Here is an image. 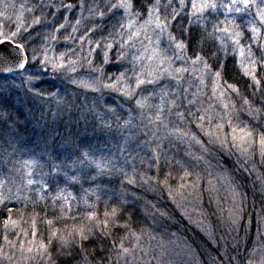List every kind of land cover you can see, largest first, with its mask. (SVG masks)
<instances>
[{"label": "snow or ice", "instance_id": "snow-or-ice-1", "mask_svg": "<svg viewBox=\"0 0 264 264\" xmlns=\"http://www.w3.org/2000/svg\"><path fill=\"white\" fill-rule=\"evenodd\" d=\"M3 8L0 264H16L17 252L24 264L77 256L75 264H150L151 225L137 215L130 186L155 180L170 198L169 181L195 190L209 145L235 149L245 163L258 152L264 163V0H20L18 11ZM37 27L45 29L39 46ZM229 56L234 80L225 75ZM47 74L83 92L66 99L38 87ZM24 85L55 111L21 120L13 89ZM87 93L98 94L91 105ZM193 143L199 155L170 154ZM243 214L241 201L231 224L239 227ZM256 230L245 257L232 246L230 264H257V251L264 264V208Z\"/></svg>", "mask_w": 264, "mask_h": 264}, {"label": "rangeland", "instance_id": "rangeland-1", "mask_svg": "<svg viewBox=\"0 0 264 264\" xmlns=\"http://www.w3.org/2000/svg\"><path fill=\"white\" fill-rule=\"evenodd\" d=\"M4 3H14L18 11L20 0H0V10H5L3 8ZM12 13L13 9L9 7L6 10V14L12 15ZM2 19L3 18H0V20ZM14 19L15 17L13 15V20ZM38 32L42 33L39 34ZM68 32H71V28H68ZM44 33L45 29L41 27H37L33 32L36 46H39L43 42ZM60 44L61 46L57 48V52L65 50L63 46V35L60 36ZM227 61L233 64L231 56L225 60V63ZM86 72L87 67L85 66V68L81 70L80 75H85ZM226 78L234 80V72L228 73ZM15 83L20 84L21 79L17 78ZM37 86L43 89L57 91L61 96L69 94L74 97L76 92H83L82 89H75L73 85L64 80L53 79L51 74L45 75L42 78V82H38ZM192 91H196L195 81H193ZM87 95L89 97L87 102H89L90 105L93 102L92 98L94 96L98 97V94L87 93ZM104 99L109 103L112 102V97L108 94H105ZM13 100L16 103V107H20V103L22 104L21 111L23 114L22 117H20L21 120H23L25 116L29 117L31 107L30 101H39L40 103H38V106L41 107L43 105L42 111L48 109L55 111L56 108L54 101H49L47 99L41 101L40 99L33 98L32 95L27 92L26 85L13 89ZM239 103L240 101H237L238 105ZM39 116L40 115H37V117ZM29 119H31V117H29ZM31 126V124L28 125L29 128H31ZM201 138L204 140V143L207 144V139L204 137ZM208 147L209 151L204 153V159L198 162L196 168V171L200 174V180L195 190L188 187L181 192L178 188H175L172 191L171 198L169 195V199L175 212L181 215L183 220L185 219L184 221L191 226V234L195 236L193 238V243L199 244L203 250L205 249L206 252L208 251V254H211V257H217L216 260L212 259L211 264H230L229 257L237 254L232 250V246L236 243L240 244L238 250L239 256L243 258L247 255L248 250L253 248L254 243L258 240V236L256 227L254 228L249 222H246L248 230L246 238L245 231L242 232V221L239 227L231 224L230 210L234 211L235 208L241 204L244 197L241 186L234 180L232 174L219 163V156H221V153L229 154L232 156V159L241 164L244 158L241 157L239 152L235 149H221L219 145H209ZM185 151H191L199 155L200 146L195 143H193L191 147L187 144L179 145L172 147L170 149V154L183 156ZM255 156L261 161L258 152ZM255 156L250 157L249 160H253ZM201 189L203 192H201ZM261 189L264 193V184L261 186ZM260 197L262 200V204H260L261 211V209L264 208V194ZM157 226L160 227L161 225L159 224ZM151 236H153L154 239H151L150 242L147 240L145 242V247L149 254L143 258L144 261H150V264H203V262H200L196 247L187 236L182 234L181 229L170 230L167 228V230L164 231L151 233ZM5 251H7V249ZM259 258L260 254L259 251H257L255 257L257 264H259ZM15 260L16 264H24L19 252L16 253ZM2 264H9V262L3 260ZM231 264H236V262L233 261Z\"/></svg>", "mask_w": 264, "mask_h": 264}, {"label": "trees", "instance_id": "trees-1", "mask_svg": "<svg viewBox=\"0 0 264 264\" xmlns=\"http://www.w3.org/2000/svg\"><path fill=\"white\" fill-rule=\"evenodd\" d=\"M75 2V0H74ZM41 34L42 32H38ZM226 72L225 75L230 74V72H234V66L231 62H226ZM228 72V73H227ZM241 86L243 84L241 83ZM77 93V92H76ZM75 93V94H76ZM75 97V96H74ZM72 95H65L66 99H74ZM78 103H82L83 101H77ZM30 112L29 117H32V114L35 113V115H40L42 111V106L39 107L38 102H29ZM89 105L90 103L87 102ZM22 104L20 103V107H17V109L21 111ZM44 112H49L51 109L43 110ZM54 111V110H52ZM22 117V115H21ZM50 119V116H49ZM62 119L64 121L68 120V115L65 114ZM59 123V121H58ZM91 131V129H89ZM219 156V163L222 167H224L230 174H232L234 180L241 186L242 188V194L244 199L242 200L244 203V214H243V220H242V232L245 231L246 228V222H249L250 225H253V227H256V220H257V213L260 212V204H262L261 195L264 193L262 192L261 186L264 184V163H262L260 160H258V157L255 156L253 160H249L247 163L242 161V164L234 159H232L231 155L229 154H220ZM167 171V169H165ZM149 175L155 177L156 172L155 169H153ZM159 179L162 181L164 179L163 174L160 175ZM169 185L174 190L177 188V182L176 181H169ZM130 192H133L136 197H139V200L135 203L137 215L144 217H147L148 223L151 225V233H157L158 231H164L170 229V230H177L181 229V232L183 235L187 236L192 244L196 247V251L200 257V262H203V264H211L212 259L216 260V256L211 257V254H208L206 250L202 249V247L199 244L193 243V238L195 236H192V232L190 231L191 226L183 220V217L181 215H178L174 208L172 207L171 201L169 199V190L168 186H165L163 184L157 185L155 183V180H153L151 186H143V187H135V188H129ZM201 192L203 190L201 189ZM203 194V193H202ZM161 213H164V215H161ZM161 225L158 227L157 225ZM255 224V226H254ZM173 226V227H172ZM252 227V228H253ZM190 242V243H191ZM89 249L93 247V245H88ZM54 257L56 256V253L54 251L53 253ZM80 257H75L73 260V264H75L76 260H79ZM59 264H65V258L59 257Z\"/></svg>", "mask_w": 264, "mask_h": 264}]
</instances>
